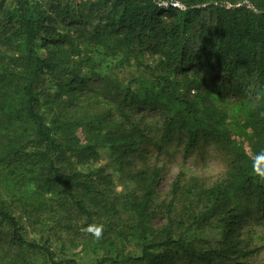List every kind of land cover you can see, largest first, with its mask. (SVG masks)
I'll list each match as a JSON object with an SVG mask.
<instances>
[{
	"label": "rangeland",
	"instance_id": "rangeland-1",
	"mask_svg": "<svg viewBox=\"0 0 264 264\" xmlns=\"http://www.w3.org/2000/svg\"><path fill=\"white\" fill-rule=\"evenodd\" d=\"M26 1L37 11L38 18H42L40 22L44 24L40 27V34L46 39L37 40L34 48L55 66L41 77L38 83L40 89L54 91L59 83L67 86L75 72L87 79L85 95L77 92L71 96L69 91L62 94L66 106L56 109L55 118L66 123V134L60 131L62 136L67 137L62 163L69 170L87 175L85 180L92 185L91 196L98 201H91V197L87 200L92 202L94 210L104 212L94 217L91 226L84 222L68 225L59 196L36 192L30 167H25L29 166L25 162L32 160L29 157L17 166L13 175L0 168V202L14 203L19 208L25 205L29 212L34 213L30 214V219L34 218L36 222L27 226L31 230L29 238L52 235L57 258L75 260L70 264H134L122 260L127 256H140L146 243L160 241L171 220L176 223L174 237L184 238L196 249H223L231 241H239L238 248L249 253L243 256L234 254L229 263L221 260L203 263L170 252L164 264H264V206H254L252 213L228 234L221 220L223 214L210 215L201 223L194 221L192 216L203 209V204L197 205V199L187 192L193 180L206 188L225 177L232 160L224 147L228 140L239 145L247 142L245 117L251 104L247 95H241L240 91L249 93L259 90L257 80L245 75L244 71L232 79L226 72L214 68L210 74L217 85L209 86L211 94L206 98L203 86L196 84L201 78L193 73L183 78L174 69V64H169L165 53L151 49L152 38L143 37L142 45L137 37L133 52L126 55L122 35L116 34L109 25L110 21L105 16L110 12L101 0ZM16 3L17 0H0V9L11 8ZM171 4L183 10L188 7L182 0L163 3L166 6ZM214 16L215 13L207 10L200 14L202 20H210ZM164 19L168 23L174 17L165 15ZM4 22L0 20V24ZM117 28L121 31L123 27ZM193 29L185 41L195 46ZM66 34L74 39L77 36L83 38L81 48L83 53L93 58L92 62L83 56L79 59L75 54L68 53L69 44L61 41V36ZM203 68L209 70L206 65ZM166 75L177 80L175 95L191 100L199 109V117L217 120V129L222 133L219 139L199 136L197 143L188 147L187 131L179 128L163 139L167 116L175 115L178 109L167 100L166 94L171 92L172 87L161 79ZM128 86L136 96L125 106L128 114L134 123L150 125L152 131L147 133L150 140L141 144L144 152L122 157L120 150L123 147L112 144V140L119 133L117 122L121 115L117 102L122 100L119 92ZM223 86L229 87L228 90ZM208 105L212 108L207 111ZM51 117L52 113L48 114V118ZM223 138L227 140L224 143L221 141ZM158 147H161L160 151H157ZM153 167L159 169L154 194L148 202L144 219L139 220L138 212L132 205L142 202L146 185L139 180L138 173ZM179 176L182 188L175 195L173 183ZM103 204L114 208L107 211ZM75 226L81 231L78 232ZM1 249L2 246L0 252ZM154 251L159 254L165 252L163 249ZM39 264H43L42 260Z\"/></svg>",
	"mask_w": 264,
	"mask_h": 264
},
{
	"label": "trees",
	"instance_id": "trees-1",
	"mask_svg": "<svg viewBox=\"0 0 264 264\" xmlns=\"http://www.w3.org/2000/svg\"><path fill=\"white\" fill-rule=\"evenodd\" d=\"M164 1L172 3V0H101V4L110 12L105 16L110 21L109 25L116 34L122 35L126 55L133 52L137 37L142 45L143 37L152 38L151 49L165 53L169 64H174V69L183 78H188L190 73L201 78L196 84L203 86L206 98L211 94L209 86L217 85L210 74L214 68L226 72L232 79L244 71L259 84V90L249 93L240 91L241 95H247L251 104L245 117L248 137L245 144L239 145L232 140L224 144L232 158L225 177L206 188L193 180L191 189H187L188 194L197 199V205L203 204V209L192 216L194 221L201 223L210 215L223 214L221 220L230 234L238 222L252 213L254 206H264V0H182L188 5L184 10L173 4L163 5ZM204 10L215 13V16L202 20L200 14ZM165 15L174 19L167 23ZM41 19L26 0H17L13 7L0 9V20L5 21L0 24V168L6 174L13 175L23 160L32 157V160L25 162L29 165L25 167H30L36 192L59 196L68 225L84 222L91 226L94 217L104 212L94 210L92 202L87 200L91 197V201H98L91 196L92 185L85 180L87 175L69 170L62 163L67 137L62 136L60 131L66 134V123L58 122L55 118L58 113L56 109L61 110L65 108L62 106H66L62 94L69 91L71 96L77 92L85 95L87 79L75 72L67 86L59 83L54 91L40 89L38 83L41 77L47 70L55 68L48 57L42 56L34 48L37 40L46 39L40 34V27L44 26ZM119 26L123 27L121 31L117 28ZM192 29L196 35L195 46L185 41ZM81 39V36L75 39L67 34L61 36V41L69 44V54H75L79 59L83 56L92 62L93 58L83 53ZM203 65L209 68L208 72ZM161 79L172 87L171 92L166 94L167 100L178 108L175 115L167 116L163 139L176 128L186 129L188 147L195 145L199 136L214 140L222 136L217 129V120L199 117V109L191 100L175 95L177 80L170 79L168 75L161 76ZM223 87L226 90L229 88ZM119 93L122 97L117 102L121 115L117 122L119 133L112 144L123 147L120 155L127 157L145 151L141 149V144L150 140L147 133L152 131V127L134 123L128 114L125 106L130 99L136 98L132 88L125 87ZM211 108L208 105L205 110ZM50 113L52 117L48 118ZM221 141L224 143L227 140L223 138ZM160 150L161 147H158L157 151ZM158 173L157 167L138 173L139 180L146 185L142 202L132 205L138 212L139 220L145 217ZM180 180L181 176L173 183L175 195L181 192ZM103 207L107 211L114 208L107 204H103ZM30 214L34 213L29 212L25 205L19 208L14 203L0 202V264H39V260L43 264L75 263L73 259L57 258L52 235L29 238L31 230L27 226L36 222V219H30ZM169 222L160 241L146 243L140 256H127L122 261L164 264L170 252H175L203 263L214 260L229 263L233 260L232 255L249 253L238 248L239 241H231L223 249H196L184 238L176 239V223ZM75 229L80 230L78 226ZM157 249L165 252L159 254L154 251Z\"/></svg>",
	"mask_w": 264,
	"mask_h": 264
}]
</instances>
